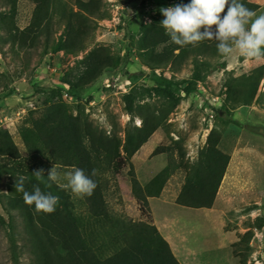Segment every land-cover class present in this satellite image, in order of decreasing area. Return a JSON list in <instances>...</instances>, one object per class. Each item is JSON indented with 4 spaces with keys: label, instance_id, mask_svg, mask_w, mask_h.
Wrapping results in <instances>:
<instances>
[{
    "label": "rangeland",
    "instance_id": "374dc122",
    "mask_svg": "<svg viewBox=\"0 0 264 264\" xmlns=\"http://www.w3.org/2000/svg\"><path fill=\"white\" fill-rule=\"evenodd\" d=\"M78 1L90 0H50L41 7L34 0H0V117L28 110L14 127L0 123V131L8 133L17 149L16 156L0 154V166L16 171L0 174V264L39 263L29 250L26 211L9 214L4 207L9 198L3 195L10 194L17 177L25 181L28 170L48 174L56 165L60 186L66 183L63 174L76 167L56 162L47 148L40 152L31 146L35 139L38 147L43 146L35 134L36 121L59 101L72 116L81 113L93 128L123 143L128 126L142 125L140 113L175 105L130 160L122 150L110 168L103 158L97 162L109 220L93 216L84 194L60 186L90 241L112 245L115 236L129 237L131 223L166 221L188 235V243L186 236L176 240L189 264H264V55L245 57L233 48L224 56L217 53L216 41L179 46L169 40L174 56L167 66L157 68L153 59L142 56V41L164 18L161 8L188 0H118L120 7L130 2L131 13L116 19L111 5L115 0H103L105 18L77 15ZM248 2L258 6L257 15L264 13V0H241ZM78 26L86 43L82 51L71 53L63 45ZM182 48V57H177ZM94 50L104 51L112 67L97 82L72 88ZM161 78H167L168 86ZM187 88L194 91L187 95ZM129 93L133 116L124 99ZM212 131L219 134L218 148L230 156L215 209L168 204L176 203L192 166L204 158ZM134 179L152 195L160 190V200L150 201L155 221L150 208L137 200L140 191Z\"/></svg>",
    "mask_w": 264,
    "mask_h": 264
},
{
    "label": "trees",
    "instance_id": "16d2710c",
    "mask_svg": "<svg viewBox=\"0 0 264 264\" xmlns=\"http://www.w3.org/2000/svg\"><path fill=\"white\" fill-rule=\"evenodd\" d=\"M34 1L39 7L50 2V0ZM132 1L130 0V2ZM77 3L79 5L77 15L83 16L82 14L85 12L93 14L94 17L105 18L101 9L103 0L78 1ZM244 5L254 12L258 9L256 4L250 2ZM225 11H227V6ZM159 23L158 21L151 26L148 36L142 41L141 48L142 56L153 59L154 66L157 68L167 66L174 56V49L167 45L170 38ZM29 30L30 28L27 29V31ZM71 35L69 43L63 47L71 53L82 51L86 43L83 31L78 26L76 30L73 29ZM205 41L213 42L215 40ZM160 45H164L161 52L157 51ZM183 52L182 48L177 57L181 58ZM86 61L89 62L86 65V71L78 82L70 84L72 88L81 89L97 82L107 72L105 69L112 67L110 66L111 60L102 50L92 51ZM159 80L168 86L167 78ZM193 91L190 88L186 89L187 95ZM124 99L128 113L131 116L135 115L132 94L125 95ZM63 103L62 101L57 102L50 107L52 109L45 118L36 121L37 133L35 134L38 135L39 141L41 140L40 144L43 146L38 147L39 143L35 142L36 139L34 142L31 140V146L33 145L35 151L40 152H42L41 148H47L56 162L83 169L85 174L89 175L96 183L91 194H84L93 216L109 220L97 162L103 158L107 167L110 168L121 157L122 150L125 152L126 158L130 160L168 119L175 105L157 112L150 109L147 114L140 113L142 125L140 127L128 126L125 130V142L123 143L117 136L107 135L93 128L81 113L76 117L72 116ZM219 140V134L212 131L207 140L208 149L204 153V158L192 166L187 181L177 197V204L193 208L213 207L230 162V156L218 148ZM16 151L8 133L0 131V154L11 153L16 156ZM93 170H95L94 176L92 175ZM34 172L36 171L24 172L27 176L24 181V189L31 192L34 186H39L42 191L57 196L58 202L54 211L37 213L33 205L24 202L23 193L17 191L13 186L10 187V194L3 196L9 198L8 204L4 206L9 214L12 210L26 211V215L29 217V225L26 227L27 241L30 244L29 250L34 255L35 263L38 261V264H180L169 243L160 234L157 227L144 221L131 223L129 237L127 235L119 238L115 236L112 245L93 243L81 227L79 218L70 210L69 201L64 199L62 188L55 182H49L48 174L41 173L38 177ZM12 173H16L13 168L5 165L0 166V174ZM137 183L134 179V187L140 191V194L136 193L135 196L145 207H149L148 198L159 197L160 190L152 195V192H148L150 188L146 186L141 189ZM1 201L3 202V200ZM13 217L10 215L11 220ZM11 227L13 226L11 225ZM13 229L12 231H14Z\"/></svg>",
    "mask_w": 264,
    "mask_h": 264
},
{
    "label": "clouds",
    "instance_id": "9594fccd",
    "mask_svg": "<svg viewBox=\"0 0 264 264\" xmlns=\"http://www.w3.org/2000/svg\"><path fill=\"white\" fill-rule=\"evenodd\" d=\"M160 11L164 18L159 24L176 45H196L204 40H215L220 55L231 54L233 48L245 57L264 55V13L257 15L241 0H188ZM34 173L39 177L43 171ZM92 175H95V170ZM63 178L66 183L60 186L70 189L73 194H91L96 187L95 181L78 167L65 172ZM47 179L60 182L61 174L56 165L49 171ZM15 188L23 193L24 202L33 205L37 213L55 210L57 196L42 191L39 186H34L31 192L25 190L23 176L17 177Z\"/></svg>",
    "mask_w": 264,
    "mask_h": 264
},
{
    "label": "crops",
    "instance_id": "0c3cea01",
    "mask_svg": "<svg viewBox=\"0 0 264 264\" xmlns=\"http://www.w3.org/2000/svg\"><path fill=\"white\" fill-rule=\"evenodd\" d=\"M179 196V195H178ZM177 196V197H178ZM159 197H161V196H159ZM159 197H149L148 198V204H149V208H150V211H151V216L153 217V219H154V215H153V212H152V209H151V207H150V201L152 200V199H158V200H160L159 199ZM176 200H177V198H176ZM163 204H167V203H163ZM168 204H177V203H168ZM179 205V204H178ZM181 206V205H180ZM183 207H186V206H183ZM187 208H193V207H187ZM193 209H209V210H211V211H213L215 208H193ZM154 221H155V219H154ZM152 224H154L156 227H157V229H158V231L160 232V234L164 237V239L169 243V245H170V247H171V249H172V252H173V254L175 255V257L178 259V261L180 262V264H189L188 262H189V259H187L186 258V255H185V252L183 253L182 252V248H181V245L177 242V240H176V236H178V237H180V236H183V237H185L186 236V239L184 240V243H188V235H186L185 233H181V232H179V231H177V230H174V228L173 227H171V225L170 224H168L166 221L165 222H162V221H160L159 222V225H157L155 222L154 223H152ZM182 229H183V227H182ZM181 229V230H182ZM180 230V231H181ZM172 231H173V233L175 234V237L173 236L174 234L172 233ZM173 235H172V234ZM230 245H231V243H230ZM226 247V246H225ZM187 248V247H186ZM190 247L189 248H187L186 250H188V252L190 253V255H191V251H190ZM224 249V248H223ZM192 253H194V251L192 252Z\"/></svg>",
    "mask_w": 264,
    "mask_h": 264
},
{
    "label": "built area",
    "instance_id": "2783aa9c",
    "mask_svg": "<svg viewBox=\"0 0 264 264\" xmlns=\"http://www.w3.org/2000/svg\"><path fill=\"white\" fill-rule=\"evenodd\" d=\"M118 2V0H115V2L112 5V8L114 10V16L113 18H120V15L123 14H127V16H129V14L131 13V6L129 3H125L124 6L120 7L118 4H116ZM120 7V8H119ZM124 12V13H123ZM113 15V14H112ZM63 96L66 98H68V93H64ZM28 114V110L26 111L23 110L22 108H20L15 116H2L0 117V123H2L3 125H5L7 128H11L16 126V124L18 125L23 119L24 117H26V115Z\"/></svg>",
    "mask_w": 264,
    "mask_h": 264
}]
</instances>
